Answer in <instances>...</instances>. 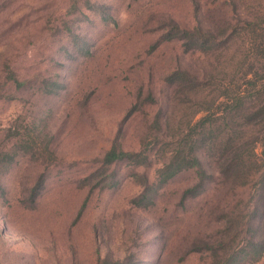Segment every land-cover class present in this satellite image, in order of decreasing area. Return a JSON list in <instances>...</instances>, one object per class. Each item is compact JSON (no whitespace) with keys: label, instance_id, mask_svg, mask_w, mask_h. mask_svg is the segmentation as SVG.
<instances>
[{"label":"rangeland","instance_id":"374dc122","mask_svg":"<svg viewBox=\"0 0 264 264\" xmlns=\"http://www.w3.org/2000/svg\"><path fill=\"white\" fill-rule=\"evenodd\" d=\"M223 1L0 0V264H264V179H218L202 143L205 176L158 174L188 111L219 116L224 142L225 103L252 92L203 76L248 50L224 24L239 31L260 10ZM219 86L227 96L210 101ZM238 122L263 162L264 129ZM115 144L129 155L108 164Z\"/></svg>","mask_w":264,"mask_h":264},{"label":"trees","instance_id":"16d2710c","mask_svg":"<svg viewBox=\"0 0 264 264\" xmlns=\"http://www.w3.org/2000/svg\"><path fill=\"white\" fill-rule=\"evenodd\" d=\"M239 2H243L246 5L252 2L258 3L260 10L255 14L256 19L254 17L248 18L245 15L243 16L244 18H241L242 24L239 31L233 29L234 27L230 26L229 22L224 24L223 29L225 36H230L233 30L238 35L237 38L241 40V46L247 45L248 50L243 52L242 49L236 54L237 62L235 66H219L218 64V66L213 67L210 71L203 72V76L209 79H216L219 76V80L230 79L229 81L243 78L247 83L248 81L251 82L252 92L246 95L243 94L244 92H237L232 97H229V102L225 103V113L220 118L224 121L225 128L230 126L228 123L234 124L231 130H223L226 136L224 142L219 141V133L213 130V127L218 125L215 122L219 121V116H216L215 113L207 112L209 108H198L197 110L202 111L204 114L200 119L195 121L196 114H191V110L188 111L190 113L188 121L185 123L178 121L177 129L181 137L176 142V150L171 153L169 160L164 162L158 170V174L162 175L163 181H168V179L185 169H196L201 176H205L204 170L200 169L199 156L196 154L198 143H202L200 146L204 145L205 153L211 156L209 158L213 159L216 166L217 178L219 179L220 176L225 183H230L234 187L242 189L252 183L255 184L259 178L264 179V161L261 162L256 155L253 136L240 134V131L235 128V123L239 121L236 125L240 127L254 126L261 130L264 129V84H259L255 81L259 75L261 76V73H264V20H259L264 19V4L261 3V0H239ZM226 3L227 1L224 0L221 5L227 11L228 5ZM185 31L189 32L187 29H184ZM230 45L225 46L229 47ZM225 54L226 51H219L221 58ZM173 75L179 79L185 77L186 82L191 80V78H195L193 73L185 69L175 70ZM250 76L251 78L248 80L247 77ZM194 86L192 83L187 85L180 82L177 85L179 89H176V92L181 96L188 95V97H195L197 92L194 90ZM227 94L228 88L226 86H219L218 96L211 98L210 101L215 102V99H221L227 96ZM247 99H249L248 104H246ZM177 105H183L186 110L193 109L187 102L178 101ZM235 120L237 121L235 122ZM183 127L185 128L184 130L180 129ZM185 130L187 131L182 133ZM193 134L200 137V139L194 138ZM219 148H221L220 151ZM128 155L121 150L119 145L115 144L105 153L104 161L112 164L123 160ZM261 199V207L263 209L261 224L264 226V193ZM101 264L112 263L103 261Z\"/></svg>","mask_w":264,"mask_h":264}]
</instances>
